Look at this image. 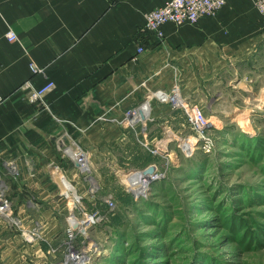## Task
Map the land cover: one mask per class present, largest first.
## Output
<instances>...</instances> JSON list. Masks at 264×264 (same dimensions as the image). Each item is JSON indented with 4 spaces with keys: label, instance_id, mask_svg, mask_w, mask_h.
I'll return each mask as SVG.
<instances>
[{
    "label": "crops",
    "instance_id": "crops-1",
    "mask_svg": "<svg viewBox=\"0 0 264 264\" xmlns=\"http://www.w3.org/2000/svg\"><path fill=\"white\" fill-rule=\"evenodd\" d=\"M165 1L0 0V190L25 225L43 216V199H63L57 169L87 197L70 149L84 148L98 171L153 162L137 163L138 152H146L137 139L140 133L151 141L172 133L168 123L178 113L158 94H171L175 83L181 96L192 90L204 108L219 105L213 115L218 121L230 116L222 109L235 107L215 101L228 87L244 102L264 105V16L253 0H227L216 16L197 23L165 24L162 43L142 34L140 43L149 38L139 52L144 13ZM10 30L16 40L7 38ZM31 63L40 70L33 72ZM27 80L33 88L48 81L54 87L43 101H31ZM145 105L149 115L144 121L135 116L131 125L127 111L145 115Z\"/></svg>",
    "mask_w": 264,
    "mask_h": 264
},
{
    "label": "rangeland",
    "instance_id": "rangeland-1",
    "mask_svg": "<svg viewBox=\"0 0 264 264\" xmlns=\"http://www.w3.org/2000/svg\"><path fill=\"white\" fill-rule=\"evenodd\" d=\"M226 3L209 16H216ZM253 5L264 16L256 0ZM138 35V43L145 50L144 40L149 37L140 43L139 29ZM175 85L181 96L182 88L179 83ZM188 94L193 96L192 90L181 96L186 107L199 106L210 121L206 129L212 138L210 150L203 149L186 108L171 103L178 113L173 124L168 123L172 133L156 134L155 141L140 133L137 139L146 149H137L141 151L136 155L137 163L153 161L150 164L155 163L165 174L152 182L144 195L136 198L120 176L149 164L98 171L89 156L87 169L77 166L81 179L88 184L83 204L71 206L64 195L62 200L43 199V216L33 225H25L22 217L12 212V200L1 189L10 201V212L0 214V264H64L70 228L74 229L76 250L79 254L87 250L91 256L87 264H264V105L244 102L242 93L229 87L215 99L240 111L252 109L248 113L253 130L247 133L233 115L216 120L213 115L219 105L208 110ZM169 143L174 144L175 153L169 150ZM155 149L161 152L154 153ZM92 182L95 190L91 189ZM108 196L115 200L113 209L106 203Z\"/></svg>",
    "mask_w": 264,
    "mask_h": 264
},
{
    "label": "built area",
    "instance_id": "built-area-1",
    "mask_svg": "<svg viewBox=\"0 0 264 264\" xmlns=\"http://www.w3.org/2000/svg\"><path fill=\"white\" fill-rule=\"evenodd\" d=\"M225 3L226 0H166L165 3L144 13V20L140 25L139 30L142 34L150 35L158 41L160 40L161 42H163L166 38L165 32L163 30L165 24L171 23L176 26H180L185 23H197L202 17L214 15L224 6ZM256 4L259 11L264 14V0H256ZM6 36L10 41L16 40L18 37L17 33L13 30L8 31ZM143 50V47L139 45L138 51L141 52ZM31 69L33 72H38L40 70L33 63H31ZM24 87L29 88V99L31 101H43V98L47 94V92L54 87V82L48 81L42 87L33 88L31 80H27L24 83ZM177 91L179 92L178 88L175 87L173 92L171 94H168L172 99L171 102L173 101L172 96H175ZM137 111V108L127 111V117L131 125H134L137 122V120H134V116L137 114ZM186 113L188 115L190 125H192V127L198 131L197 136H199V141L202 142L203 149H205L206 151L210 150L212 145V138L207 136L206 134V129L210 126V121L206 117L205 112L196 105L190 109L186 108ZM201 135L206 137L208 140L202 141L203 138L200 137ZM159 149H155L154 153L158 152ZM74 150L77 151V166H79L80 169L84 170L87 167L86 165L85 167H83V165L85 163L84 161L88 158V154L85 153V151L81 148H74ZM160 152L161 150L159 151V153ZM149 165H154L155 170L153 171V173L142 176L140 181L143 184H147L150 188V185L153 181L164 178L165 174L155 163ZM93 183L94 182H92L91 189L95 190L96 185L93 186ZM145 193L146 192H144L143 194L141 193L140 195H144ZM136 198H138V195H136ZM105 200L106 203L111 207V209H113V207L115 206L114 198L112 196H108L105 198ZM9 210L10 201L4 196L2 192H0V214H8L10 212ZM93 215L95 214L93 213ZM100 218L101 217H98L97 220H100ZM68 232L69 237L67 238V244L69 254L67 258L73 254L77 256L80 253L74 246V229L70 228ZM90 258L91 256L88 255L86 260Z\"/></svg>",
    "mask_w": 264,
    "mask_h": 264
},
{
    "label": "bare ground",
    "instance_id": "bare-ground-1",
    "mask_svg": "<svg viewBox=\"0 0 264 264\" xmlns=\"http://www.w3.org/2000/svg\"><path fill=\"white\" fill-rule=\"evenodd\" d=\"M163 93H159L158 96H161ZM173 97V104L176 105V106H183L185 108L186 105L184 103V100L182 99V97H180V94L179 92L177 91L176 95L175 96H172ZM147 109H149L148 105L145 106ZM250 110H239L237 107H234V108H231V109H222L220 111V113L222 115H233V120L237 122V124L240 126V128L244 131V132H251L253 130V125L250 122V118L249 116L251 114V108H248ZM249 111V113H248ZM135 116H138V118L141 117V119L144 121L146 119V115H143L142 112L140 113H137ZM134 116V117H135ZM175 136V135H174ZM195 142V137L193 138ZM70 154L72 155V157L75 159V161H77L76 159L77 156H76V153L77 151L73 149H70L69 150ZM88 159V158H87ZM85 160L84 162V165L83 167L88 166V160ZM88 168V167H87ZM86 168V169H87ZM155 170V169H154ZM140 174H143V171H138V170H134L132 171L130 174L128 175H125V174H122L120 177H122V180L124 181V183H126V186L128 188L129 191H132L135 195H140L141 193L143 194L144 192H147V190H149V186L147 184H143L141 181L139 182H136V178L137 176ZM54 177L56 178L57 182H58V185L60 186V189L62 190V192L64 193V195L67 197L68 199V202L69 203H73L75 202L76 200V189L74 188V186L72 185L71 186V183L69 180H67V178L65 177V175L59 171L55 172L54 174ZM142 176H146L145 174L142 175ZM160 180V179H158ZM158 180H155V181H158ZM154 182V181H153ZM95 185V184H94ZM69 186V188H68ZM70 189V190H69ZM71 191V192H70ZM73 192V194H72ZM88 257L87 255V250L86 251H83V254H79V255H70L66 261L64 262V264H87V260L86 258Z\"/></svg>",
    "mask_w": 264,
    "mask_h": 264
},
{
    "label": "water",
    "instance_id": "water-1",
    "mask_svg": "<svg viewBox=\"0 0 264 264\" xmlns=\"http://www.w3.org/2000/svg\"><path fill=\"white\" fill-rule=\"evenodd\" d=\"M160 99L162 100V101H167V102H171V97L168 95V93H166V92H164L162 95H161V97H160ZM146 106V105H145ZM149 113H150V111H149V109H147V108H145L144 107V114L147 116V115H149ZM154 169H155V166L154 165H149V166H147L146 168H144V169H141V170H138V171H143V174H140L139 173V175L137 176V178L135 179L136 180V182H139L140 180H141V178H142V175H148V174H150V173H153V171H154ZM76 201H75V206L77 205V204H80V205H82L83 203H82V196L81 195H78V193H77V190H76ZM76 226V225H75Z\"/></svg>",
    "mask_w": 264,
    "mask_h": 264
},
{
    "label": "trees",
    "instance_id": "trees-1",
    "mask_svg": "<svg viewBox=\"0 0 264 264\" xmlns=\"http://www.w3.org/2000/svg\"><path fill=\"white\" fill-rule=\"evenodd\" d=\"M246 135H248V134H246ZM135 203V202H134ZM113 254V253H112Z\"/></svg>",
    "mask_w": 264,
    "mask_h": 264
}]
</instances>
